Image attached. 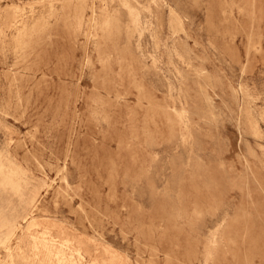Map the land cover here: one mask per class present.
I'll use <instances>...</instances> for the list:
<instances>
[{
	"label": "rangeland",
	"instance_id": "374dc122",
	"mask_svg": "<svg viewBox=\"0 0 264 264\" xmlns=\"http://www.w3.org/2000/svg\"><path fill=\"white\" fill-rule=\"evenodd\" d=\"M71 1L51 19L0 0V264H57L32 243L69 264H264V0H128L138 38L119 0H81L78 30ZM32 2L26 30L44 23L15 45L4 17ZM92 9L121 30L89 37Z\"/></svg>",
	"mask_w": 264,
	"mask_h": 264
},
{
	"label": "bare ground",
	"instance_id": "6f19581e",
	"mask_svg": "<svg viewBox=\"0 0 264 264\" xmlns=\"http://www.w3.org/2000/svg\"><path fill=\"white\" fill-rule=\"evenodd\" d=\"M33 1V0H32ZM56 0H47V3H48V15H51L50 17H51V19H52V17L54 18V16H52V15H55V11H57V10H55V8H54V5H53V2H55ZM63 1V0H62ZM66 1H69V0H66ZM71 1V0H70ZM74 1V0H73ZM81 1V0H80ZM84 1V0H83ZM83 1H81L80 2V4H79V6L78 7H76L75 8V11H74V14H73V16H70L71 18L73 17V21L71 22L72 23V26L73 27H75L77 30L81 27V25H82V22H84L85 21V19L83 18L84 17V12H83ZM103 1V0H102ZM120 1V5L124 8V10H125V12H126V18L125 19H127V24L126 25H124V29L125 30H127L128 32H127V35H130L132 32H135L134 34H136V36H137V38H138V36H141V34H142V31H143V29H142V24H143V22H142V17H141V15H140V10L134 5V4H132V3H130V1H128V0H119ZM230 1V0H229ZM240 1V0H239ZM31 2V1H30ZM36 2V1H35ZM65 2V1H64ZM72 2V1H71ZM76 2V0L73 2V3H75ZM105 2H106V0H105ZM104 2V3H105ZM113 2H115V1H113ZM112 2V3H113ZM36 3H38V2H36ZM41 2H39V4H40ZM58 3V2H57ZM69 3V2H68ZM103 3V4H104ZM238 3V2H237ZM34 2H32V4L30 3L29 5H28V7L27 8H22V7H12L11 8V10H9L10 12L7 14V12H6V16L4 17V21H3V26H4V28H6L8 31H9V33L13 36V39L15 40V45H19V44H21L22 43V37H24V36H26V35H28V37L30 36V34H31V32H33V31H36L37 29H38V27H40L41 25H43V23H41V21L40 20H42V19H40L39 20V22H36V23H34L30 28H28L27 30H26V25H27V23H26V21H27V19H29V18H32L33 17V14H34V6L35 5H38V4H34ZM42 4V3H41ZM65 4V3H64ZM101 4V3H100ZM137 4V3H136ZM234 4V3H233ZM250 4H252V3H250ZM70 7H71V5L70 4H68ZM68 5H66L67 6V8H68ZM74 5V4H73ZM76 5H78V4H76ZM76 5H74V6H76ZM112 5V4H111ZM110 5V6H111ZM204 5V4H203ZM59 6V5H58ZM62 6H64L63 4H62ZM65 6V7H66ZM106 6H107V4H106ZM113 6V5H112ZM237 6H238V4H237ZM245 6V5H244ZM251 6H253V5H251ZM104 7V6H103ZM117 7H119V6H117ZM246 7H248V6H246ZM45 8H46V6H45ZM101 8V7H100ZM236 8H238V7H236ZM57 9V8H56ZM60 9V8H59ZM62 9V8H61ZM107 9V8H106ZM114 9H116V8H114ZM119 9V8H118ZM239 9V8H238ZM251 9V8H250ZM8 10H6V11H8ZM36 10V9H35ZM68 10V9H67ZM70 10V9H69ZM72 10V9H71ZM120 10H122V9H119V11ZM244 10V9H243ZM60 11V10H59ZM101 11H103L102 9H101ZM100 11V12H101ZM114 11H117V10H114ZM240 11V10H239ZM244 11H246V10H244ZM37 12V11H36ZM123 12V11H122ZM122 12H121V14H122ZM124 12V13H125ZM222 12H224V11H222ZM232 12V11H231ZM251 12V11H250ZM249 12V13H250ZM57 13H59V12H57ZM71 13H72V11H71ZM241 13V12H240ZM239 13V14H240ZM243 13V12H242ZM117 14V12L115 13V14H110L109 12H105V11H103V13H102V15H100V17H96V13H95V10L94 9H92V11H91V15H90V18L88 19V23H90L89 24V29H90V32L88 33V36L90 37V36H93L94 35V33L96 32V30H99V31H101V32H103L105 35H107V38L108 37H111V35L112 34H115V33H118L120 30H121V28H122V22L120 21V19H119V16L121 15H116ZM119 14V13H118ZM170 14H171V18H170V22H169V24H170V26H171V28H174L175 26H178L179 25V18L178 17H176V15H173L172 14V12H170ZM47 15V16H48ZM59 15V14H58ZM242 15V14H241ZM246 15V14H245ZM250 15V14H249ZM39 16V15H38ZM125 16V15H124ZM124 16H121L122 18L124 17ZM254 16V15H253ZM252 16V17H253ZM2 17V16H1ZM43 17H44V15H43ZM42 17V18H43ZM49 17V16H48ZM120 17V18H121ZM251 17V15L249 16V17H246V18H250ZM56 18H57V15H56ZM1 19V18H0ZM45 19V18H44ZM48 18H46V20H47ZM33 20V19H32ZM123 20V19H122ZM57 21V20H56ZM71 21V20H70ZM259 21V20H258ZM49 22V21H48ZM260 22V21H259ZM1 23V22H0ZM31 23H32V21H31ZM45 23H46V21H45ZM53 23H56V22H53ZM122 23V24H121ZM254 23H256V20H255V22ZM258 23V22H257ZM51 24V23H50ZM49 24V25H50ZM70 24V23H69ZM29 25V24H28ZM27 25V26H28ZM52 25V24H51ZM212 25V24H211ZM47 26V25H46ZM42 27H44V26H42ZM41 27V28H42ZM49 27V26H48ZM47 27V28H48ZM255 27H256V24H255ZM40 28V29H41ZM75 28H74V31H75ZM243 28V27H242ZM246 29V28H245ZM253 29V28H252ZM258 29V28H257ZM2 30V29H1ZM236 30V29H235ZM248 30H249V27H248ZM42 31H44V29L42 30ZM41 31V32H42ZM98 31V32H99ZM175 32H177V31H175ZM184 32V31H183ZM237 32H238V30H237ZM237 32H236V34H237ZM37 33H39V32H37ZM257 33V32H256ZM40 34V33H39ZM103 34V35H104ZM176 34V33H175ZM233 34V33H232ZM246 34V33H245ZM33 35V34H32ZM96 35V34H95ZM180 35V34H179ZM234 35H235V33H234ZM254 35V34H253ZM116 36V35H115ZM115 36H114V38H115ZM1 37H2V35H1ZM33 37V36H32ZM36 37V36H35ZM98 37V36H97ZM104 37V36H103ZM102 37V38H103ZM175 37V36H174ZM260 37H261V35H260ZM34 38V37H33ZM94 38V37H93ZM102 38H101V40H102ZM35 39V38H34ZM95 39H96V37H95ZM108 39H110V38H108ZM119 39V38H118ZM104 40H106L107 42H108V40L107 39H103V41ZM115 40V39H114ZM29 41H30V39H29ZM98 40H96V42H97ZM111 42H112V40H110ZM117 41V40H116ZM119 41V40H118ZM31 42V41H30ZM111 42H109V43H111ZM29 43V42H28ZM106 42H104V44H105ZM113 43V42H112ZM115 43V42H114ZM25 44V43H24ZM32 43H30L29 45H31ZM117 44V43H116ZM115 44V45H116ZM234 44V43H233ZM100 45V44H99ZM245 45V44H244ZM244 45H243V47H244ZM100 46H103V45H100ZM112 46H113V44H112ZM111 46V47H112ZM105 47V46H104ZM103 47V48H104ZM115 49H116V46H113ZM127 47H129V45H127ZM230 47H231V45H230ZM236 47V46H235ZM176 48V47H175ZM245 48V47H244ZM229 49V48H228ZM237 49V48H236ZM1 50V49H0ZM110 50V49H109ZM2 51V50H1ZM96 51H98V48H97V50ZM110 51H113L112 49L110 50ZM121 51H123V50H121ZM244 51V50H243ZM126 52V51H125ZM124 52V53H125ZM130 52V51H129ZM234 52H235V49H234ZM103 53V52H102ZM123 53V54H124ZM236 53V52H235ZM234 53V54H235ZM238 53V52H237ZM20 54V53H19ZM110 54V53H109ZM121 55L120 56H122V52L120 53ZM128 54V53H127ZM103 55H105V53L103 54ZM106 55H108V54H106ZM115 55V54H114ZM249 55V54H248ZM252 56V55H251ZM99 57H100V55H99ZM102 57V56H101ZM101 57H100V59H101ZM239 57V56H238ZM115 58V57H114ZM122 58V57H121ZM129 58V57H128ZM233 58V57H232ZM251 58V57H250ZM104 59V58H103ZM240 59V58H239ZM109 60H111V59H109ZM113 60V59H112ZM115 60V59H114ZM113 60V61H114ZM123 60H125L124 58H123ZM122 60V61H123ZM122 61H120V62H122ZM244 61V60H243ZM116 61H114V63H115ZM128 62H129V60H128ZM248 62V61H247ZM107 63V62H106ZM105 63V64H106ZM125 63V62H124ZM131 63V62H130ZM129 63V64H130ZM102 64H104V63H102ZM121 64V63H120ZM119 64V65H120ZM132 64H133V61H132ZM241 64V63H240ZM107 65V64H106ZM117 65V64H116ZM127 65V64H126ZM130 66V69H132L131 68V64L129 65ZM128 66V67H129ZM134 66V65H133ZM246 67H247V65H246ZM245 67V68H246ZM127 68V67H126ZM125 70V69H124ZM127 71H128V68H127ZM136 71V70H135ZM135 71H131L132 73H136ZM127 73L128 72H126V75H127ZM129 75H130V73H129ZM130 76H132V78L133 77H135L134 76V74L133 75H130ZM127 77H129V76H127ZM126 77V78H127ZM134 80V79H133ZM217 86V85H216ZM201 90V89H200ZM209 90H211V89H209ZM208 90V91H209ZM141 91H142V88H141ZM214 91V90H213ZM205 93V92H204ZM150 98H152L153 96H149ZM186 104H187V102H186ZM188 105V104H187ZM149 106H150V104H149ZM189 106V105H188ZM191 106V105H190ZM165 108H166V106H165ZM164 107H163V109H165ZM177 108V107H176ZM185 108V107H184ZM159 109H160V107H159ZM191 109H192V106H191ZM166 110V109H165ZM189 110V109H188ZM171 111V110H170ZM190 111V110H189ZM147 111H145V115L147 114L146 113ZM160 112H162L161 110H160ZM167 112H168V110H167ZM167 112H166V115H167ZM172 112V111H171ZM170 113V112H169ZM173 113V112H172ZM152 114V113H151ZM157 114V113H156ZM148 115V114H147ZM147 115H146V118H147ZM154 115V114H153ZM161 115H165V113H162ZM172 115H174V114H172ZM175 115H176V117L175 118H178L179 120L180 119H182L183 117H184V111L182 110V111H180V112H176L175 113ZM150 116V115H149ZM157 115H155V117H156ZM170 116V115H169ZM189 116V115H188ZM162 117H164V116H162ZM168 117V116H167ZM173 117V116H172ZM191 117V116H190ZM189 117V118H190ZM150 118V117H149ZM151 118H153L152 116H151ZM169 118V117H168ZM165 120H166V118H164ZM163 119V120H164ZM173 119V118H172ZM192 119V118H191ZM191 119H190V124L192 123V121H191ZM146 120V119H145ZM153 120V119H152ZM152 120H150V122L149 123H151V121ZM170 120V119H169ZM177 120V119H176ZM172 122L174 121V120H171ZM178 121V120H177ZM145 123V122H144ZM171 123V122H170ZM152 124V123H151ZM151 124H150V126H151ZM171 124H173V123H171ZM170 124V125H171ZM154 126H151V127H155L156 125L155 124H153ZM174 125V128H175V126L177 125L176 124V121H175V123L173 124ZM172 125V126H173ZM144 126H145V124H144ZM169 126V125H168ZM172 126H171V129H172ZM182 126V125H181ZM169 128V127H168ZM167 128V129H168ZM146 129V128H145ZM190 129H192V128H190ZM149 130V129H148ZM147 130V131H148ZM154 131V130H153ZM170 131H172V130H170ZM173 131H174V129H173ZM183 130H181L180 129V133L182 132ZM144 132H145V130H144ZM149 132V131H148ZM191 132V131H190ZM150 133H151V131H150ZM155 133V132H154ZM172 133H174V132H172ZM176 133H177V131H176ZM192 133V132H191ZM170 135H171V133H170ZM150 136H151V134H150ZM180 136H181V134H180ZM191 136H192V134H191ZM193 138V140H194V136L192 137ZM147 139L149 140V139H151V138H149L148 136H147ZM147 139L145 140L146 142H147ZM155 141V140H154ZM154 141L152 142V143H154ZM195 141V140H194ZM145 142V143H146ZM149 142V141H148ZM147 142V143H148ZM156 142V141H155ZM196 142V141H195ZM194 142V143H195ZM151 143V144H152ZM149 145V144H148ZM153 145V144H152ZM190 145V144H189ZM197 145V144H196ZM150 146V145H149ZM17 183H16V180L13 178V177H9V178H5V180L0 184V186L2 187V188H6L7 186H14V185H16ZM64 184H65V182H64ZM67 184H66V188H67ZM66 192V191H65ZM58 194H60L61 195V193H58ZM67 195V194H66ZM33 204H35V201H33V202H31L30 203V205L29 206H31V205H33ZM165 218V217H164ZM13 227H14V221H13V219H11V221H10V231L12 232L13 231ZM144 231V230H143ZM160 231V230H159ZM1 237H2V239H5V240H7L8 238H9V235H8V233H3V234H1ZM156 243V242H155ZM31 247H32V250H36V251H47L48 252V254L50 255V256H52V257H54V259H55V261H56V263L57 264H69V260L64 256V254L62 253V251H53V250H50V249H47L45 246H43V245H40V244H37V243H32V245H31ZM144 257V256H143ZM4 258V257H3Z\"/></svg>",
	"mask_w": 264,
	"mask_h": 264
}]
</instances>
